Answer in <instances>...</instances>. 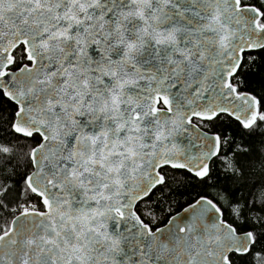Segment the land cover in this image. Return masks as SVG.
<instances>
[{"label":"snow or ice","instance_id":"1","mask_svg":"<svg viewBox=\"0 0 264 264\" xmlns=\"http://www.w3.org/2000/svg\"><path fill=\"white\" fill-rule=\"evenodd\" d=\"M256 66L264 0H0V264H264Z\"/></svg>","mask_w":264,"mask_h":264},{"label":"trees","instance_id":"2","mask_svg":"<svg viewBox=\"0 0 264 264\" xmlns=\"http://www.w3.org/2000/svg\"><path fill=\"white\" fill-rule=\"evenodd\" d=\"M246 85L245 87L252 90L255 94L264 95V67L256 66L252 70L247 71L245 74ZM221 125L227 128L229 132L234 131V123L228 120L221 121ZM169 171V176L171 177L172 171ZM183 178V177H181ZM195 185V186H194ZM172 194H171V210L173 212L179 210L181 204H185L189 199L195 198L198 193L205 192V187L199 185L198 182L190 181L187 184H172ZM209 194H212L213 190L211 188L207 189ZM166 203L161 207H168L167 197H165Z\"/></svg>","mask_w":264,"mask_h":264},{"label":"water","instance_id":"3","mask_svg":"<svg viewBox=\"0 0 264 264\" xmlns=\"http://www.w3.org/2000/svg\"><path fill=\"white\" fill-rule=\"evenodd\" d=\"M191 136H193V137H194V136H195V133H192V134H191Z\"/></svg>","mask_w":264,"mask_h":264}]
</instances>
